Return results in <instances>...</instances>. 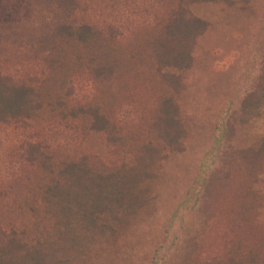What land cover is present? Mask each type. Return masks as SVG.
I'll return each instance as SVG.
<instances>
[{"label": "trees", "instance_id": "trees-1", "mask_svg": "<svg viewBox=\"0 0 264 264\" xmlns=\"http://www.w3.org/2000/svg\"><path fill=\"white\" fill-rule=\"evenodd\" d=\"M204 1L235 3L0 0V264H114L144 180L186 131L185 85L165 68L191 62ZM261 147L206 184L193 264H264L259 196L232 172Z\"/></svg>", "mask_w": 264, "mask_h": 264}, {"label": "rangeland", "instance_id": "rangeland-1", "mask_svg": "<svg viewBox=\"0 0 264 264\" xmlns=\"http://www.w3.org/2000/svg\"><path fill=\"white\" fill-rule=\"evenodd\" d=\"M234 2L191 6L204 22L191 62L165 68L185 85L180 104L186 131L157 175L144 180L151 194L148 208L119 240L114 264H193L196 247L188 243L200 236L206 221V184L232 155L262 148L264 93L258 85L264 74V0ZM247 158L241 166L234 162L233 178L237 189L252 182L261 203L258 222L264 225V158L255 168L244 164ZM3 159L1 153V168Z\"/></svg>", "mask_w": 264, "mask_h": 264}]
</instances>
